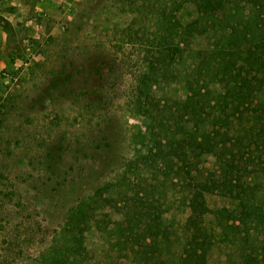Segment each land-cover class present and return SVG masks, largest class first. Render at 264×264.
Wrapping results in <instances>:
<instances>
[{
    "label": "rangeland",
    "instance_id": "1",
    "mask_svg": "<svg viewBox=\"0 0 264 264\" xmlns=\"http://www.w3.org/2000/svg\"><path fill=\"white\" fill-rule=\"evenodd\" d=\"M198 3L0 0V264H46L54 247L60 254L72 245L75 221L82 264H147L151 250L154 263L173 264L193 188L211 209L233 206L227 191L206 189L212 157L193 159V177L177 159L154 161L150 119L140 107L182 97L175 72L221 33L218 26L216 35L185 33ZM239 4L241 23H231L242 29L250 7ZM160 51L173 63L149 88L142 74ZM251 148L247 183L264 192V147ZM145 213L176 230L172 247H133L124 228ZM203 222L212 237L207 264H229L257 243L255 232L246 243L231 229L224 236L211 213Z\"/></svg>",
    "mask_w": 264,
    "mask_h": 264
},
{
    "label": "trees",
    "instance_id": "2",
    "mask_svg": "<svg viewBox=\"0 0 264 264\" xmlns=\"http://www.w3.org/2000/svg\"><path fill=\"white\" fill-rule=\"evenodd\" d=\"M197 1L203 5L196 9L200 16L197 14L186 25L185 33L202 34L210 30L216 35L217 26L221 33L203 46H197L192 55L185 56L188 60L184 61V70L175 72L173 77L182 82V97L172 95L163 98L161 103L157 100L150 108L140 101L139 105L150 119L148 138L152 144L148 149L154 161L177 159L182 164L180 168L186 167L184 171L190 174L193 159L200 162L201 156L212 157L216 170L209 173L206 189L227 191L233 206L211 209L204 192L193 188L185 200L189 207L183 228L185 242L180 259H175L173 264H207L212 239L203 222L207 213L213 215L215 225L224 236L228 237L231 229L235 238L246 243L251 232L256 233V245L251 244L240 259L229 264H264V192L257 185L247 183L249 174H245L250 169L247 153H252L251 147L256 150L264 147V0ZM241 1L250 7L243 18L247 24L242 29L236 27L241 23L236 14L241 9ZM229 3L233 4L229 6ZM207 11L208 17L201 16ZM217 11L221 12L219 16ZM233 20L238 23L232 24ZM162 54L160 51L149 70L142 74V82L149 81V88L159 83L158 76H165L173 63L168 65ZM128 223L124 229L133 247L135 243L144 247L142 252L148 247H159L162 242L172 247L174 239L179 237L176 230H167L162 219L149 213L140 214L135 224L138 227L130 219ZM76 226L75 221L67 240L72 245L67 243L66 250L60 254L54 247L46 264H82L78 254L84 247L80 233L74 230ZM151 251L144 261L156 264L151 259L150 255L154 254Z\"/></svg>",
    "mask_w": 264,
    "mask_h": 264
}]
</instances>
